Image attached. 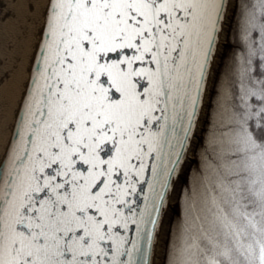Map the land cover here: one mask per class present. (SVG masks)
I'll list each match as a JSON object with an SVG mask.
<instances>
[{"label": "snow or ice", "instance_id": "snow-or-ice-1", "mask_svg": "<svg viewBox=\"0 0 264 264\" xmlns=\"http://www.w3.org/2000/svg\"><path fill=\"white\" fill-rule=\"evenodd\" d=\"M43 16L0 157V264H157L161 247L163 264H264V0Z\"/></svg>", "mask_w": 264, "mask_h": 264}, {"label": "bare ground", "instance_id": "bare-ground-1", "mask_svg": "<svg viewBox=\"0 0 264 264\" xmlns=\"http://www.w3.org/2000/svg\"><path fill=\"white\" fill-rule=\"evenodd\" d=\"M44 4L45 0H0V155L24 88ZM161 252L162 247L157 249V264Z\"/></svg>", "mask_w": 264, "mask_h": 264}, {"label": "water", "instance_id": "water-1", "mask_svg": "<svg viewBox=\"0 0 264 264\" xmlns=\"http://www.w3.org/2000/svg\"><path fill=\"white\" fill-rule=\"evenodd\" d=\"M46 4H47V0H45V4H44V6H43V8H42V11H41V16H40V17H41L42 22H41L40 29H41V27L43 26V22H44V16H43V14H44V9H45V7H46ZM38 41H39V35L37 36V41H36L35 45L38 43ZM34 50H35V46H34V48H33V51L31 52V55H30V58H29V59H30V60H29V65H28L27 72H26V73H27V77H26V79L24 80L23 86H25V84L27 83L28 78H29V68H30V66H31V57H32V55H33V53H34ZM23 91H24V88H23V90H22L21 95L19 96V97H20V99H19V101H18L19 103H18L17 108L15 109V113L13 114L12 124H11V126H10L9 135H8L6 141H5V145L7 144V141H8V139H9V137L11 136L12 128H13V125L15 124V121H16L17 110H18V107H19V104H20V100H21V98H22V96H23ZM5 145H4V146H5ZM4 146L2 147L0 157H2V155H3V149H4Z\"/></svg>", "mask_w": 264, "mask_h": 264}, {"label": "rangeland", "instance_id": "rangeland-1", "mask_svg": "<svg viewBox=\"0 0 264 264\" xmlns=\"http://www.w3.org/2000/svg\"><path fill=\"white\" fill-rule=\"evenodd\" d=\"M190 158L192 159L193 157H190ZM174 203H175V201L173 202V205H174ZM162 259H163V249H162V252H161V257L159 259L160 264L162 263Z\"/></svg>", "mask_w": 264, "mask_h": 264}, {"label": "trees", "instance_id": "trees-1", "mask_svg": "<svg viewBox=\"0 0 264 264\" xmlns=\"http://www.w3.org/2000/svg\"><path fill=\"white\" fill-rule=\"evenodd\" d=\"M239 49L237 48V51H238ZM192 159H196L195 157H193ZM197 167V165L196 164H194L193 165V168L195 169ZM174 207H176V205H175V203H174V205H173ZM161 264H163V259H162V263Z\"/></svg>", "mask_w": 264, "mask_h": 264}]
</instances>
